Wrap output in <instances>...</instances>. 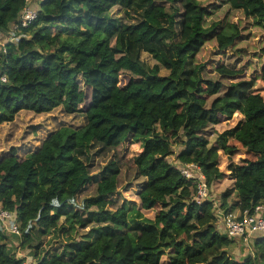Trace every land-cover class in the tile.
<instances>
[{"label":"trees","instance_id":"16d2710c","mask_svg":"<svg viewBox=\"0 0 264 264\" xmlns=\"http://www.w3.org/2000/svg\"><path fill=\"white\" fill-rule=\"evenodd\" d=\"M217 2L43 0L13 29L24 0H0V205L18 223L0 264L22 247L28 264H264V235L234 257L175 165L224 211L264 199V0Z\"/></svg>","mask_w":264,"mask_h":264},{"label":"built area","instance_id":"2783aa9c","mask_svg":"<svg viewBox=\"0 0 264 264\" xmlns=\"http://www.w3.org/2000/svg\"><path fill=\"white\" fill-rule=\"evenodd\" d=\"M43 0H24V5L18 13L17 21L13 24V29L25 27L33 21L37 15V7ZM0 33V37H4ZM8 37V36H6ZM4 37V38H6ZM1 40V39H0ZM11 38L6 40L10 41ZM0 43V50L4 51L3 44ZM0 80L4 81L5 76L0 74ZM180 173L187 178L195 180V189L193 200L200 202L202 200H211L209 198V186L205 181L204 175L199 167L194 163H176ZM213 212L215 215V227L226 236L235 241L248 244L253 238L264 235V199L253 206L251 210L242 211H224L219 204L213 201ZM0 225L13 233H18V223L14 212L0 205ZM20 264H28L26 256H20Z\"/></svg>","mask_w":264,"mask_h":264},{"label":"rangeland","instance_id":"374dc122","mask_svg":"<svg viewBox=\"0 0 264 264\" xmlns=\"http://www.w3.org/2000/svg\"><path fill=\"white\" fill-rule=\"evenodd\" d=\"M218 2L217 0H205V3L204 5L206 6H212V5H216ZM118 10H119V7H113L111 9V14L113 16H117L118 15ZM247 32V31H245ZM6 36H9V34H7ZM5 36V37H6ZM0 43L2 42V40L4 39V37H0ZM209 45V44H208ZM207 46V45H206ZM206 46L205 48L202 50V52L200 53V59L204 58L207 54H208V50L206 49ZM206 49V50H205ZM224 56V54H217V55H214V58H220ZM141 57H143L145 60H147L148 62H152V60L150 59L149 55H147L146 53H142L141 54ZM209 56H207L206 58H208ZM119 77L122 79L124 77L123 74H120ZM256 88H257V91L262 95L263 99H264V84L261 82V81H258L256 83ZM87 92V91H86ZM86 102V101H85ZM24 122L26 121H23L21 122L22 124H24ZM7 125V123L3 124V126ZM221 126H219L218 128H220ZM7 131V128L4 127L2 129V131L0 132V148H1V145H2V139H3V135L6 133ZM239 147V146H237ZM140 148V145H137V146H131L130 144H128V142L126 141H122L120 142L117 146H116V149H115V152L118 156H120L121 158H125L127 159L128 161L130 160V156L132 154V151L134 149H139ZM242 156H248V157H251L250 153H248V155H246L242 150H238L235 154H234V157L235 158H238V157H242ZM167 160H171V156H167L166 157ZM223 164V163H222ZM210 187V186H209ZM209 198L211 199V201H214L215 203L219 204L220 200H219V195L218 193L212 189L211 187L209 188ZM127 195V193H125ZM123 196V193L121 192L119 194V197H122ZM155 209V207L153 208V210ZM151 209L147 210V211H153ZM72 233H74V231H71ZM250 248H251V241L248 242ZM248 244H245L244 246L242 244H240L239 241H235L233 240L231 243H229V247L228 250L233 251L232 255L234 257H241L243 256L249 249L248 247ZM16 255L17 256H26L27 257V260H29V255L26 254V249L24 247L22 248H17L16 251H15Z\"/></svg>","mask_w":264,"mask_h":264},{"label":"crops","instance_id":"0c3cea01","mask_svg":"<svg viewBox=\"0 0 264 264\" xmlns=\"http://www.w3.org/2000/svg\"><path fill=\"white\" fill-rule=\"evenodd\" d=\"M9 37H6L2 40V42H6V40L8 39ZM233 253V251H231V254Z\"/></svg>","mask_w":264,"mask_h":264},{"label":"clouds","instance_id":"9594fccd","mask_svg":"<svg viewBox=\"0 0 264 264\" xmlns=\"http://www.w3.org/2000/svg\"><path fill=\"white\" fill-rule=\"evenodd\" d=\"M176 165V164H175Z\"/></svg>","mask_w":264,"mask_h":264}]
</instances>
